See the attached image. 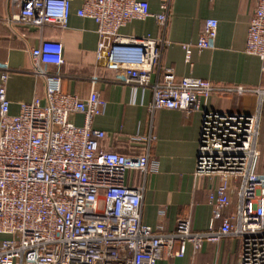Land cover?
I'll return each mask as SVG.
<instances>
[{"label": "built area", "instance_id": "obj_1", "mask_svg": "<svg viewBox=\"0 0 264 264\" xmlns=\"http://www.w3.org/2000/svg\"><path fill=\"white\" fill-rule=\"evenodd\" d=\"M72 1L6 0L9 13L0 23L64 30ZM169 7L170 0H160V13L152 14L143 0H82L76 15L95 23L96 58L124 74L121 85L151 88L152 110L189 115L217 93L246 92L194 77L176 81L171 69L161 67L162 40L119 32L148 17L165 29ZM217 26L215 19L205 20L194 45L198 52L214 48ZM123 48H133L136 56L124 55ZM183 48L189 62L191 45ZM244 51L264 66V0H255ZM62 53L61 42L43 38L30 49L29 73L43 81L44 95L21 103L17 115L8 112L9 70L0 66V235L8 237L0 241V264H156L183 257L187 245L196 254L204 243L228 235L240 239L239 264H264V173L255 165L258 115L201 109L194 177L217 180L208 197L212 221L206 232L191 231L190 219L181 218L174 233H156L140 222L141 190L126 184L128 171L147 173L148 156L100 147L105 133L93 121L105 103L95 90L86 99L62 92L64 76L47 69L63 65ZM255 92L264 105V90ZM75 114L82 115L81 126L73 123ZM233 192L236 211L224 214Z\"/></svg>", "mask_w": 264, "mask_h": 264}, {"label": "crops", "instance_id": "obj_2", "mask_svg": "<svg viewBox=\"0 0 264 264\" xmlns=\"http://www.w3.org/2000/svg\"><path fill=\"white\" fill-rule=\"evenodd\" d=\"M152 14L160 13V0H143ZM82 0H73L68 26L59 30L46 26L42 31L34 26L0 23V66H7L4 85L9 101V114L17 115L21 103L43 98L44 83L31 75L30 49L43 38L58 40L63 46L62 66H48L64 77V93L86 99L95 90L105 103L93 127L105 133L100 147L122 155H147L145 174L128 171L126 184L141 190L140 222L156 233H174L178 219L189 218L191 231L209 229L212 206L208 202L217 180L195 178L202 110L258 115L256 149L264 158V105L256 90H264V66L255 56L245 53L247 31L255 11V0H170L168 21L161 29L153 17L133 20L119 32L125 36L162 40L161 67L171 69L175 80L194 77L216 85L246 90L242 94L217 93L201 100V109L186 115L178 110H152L151 88L124 87V74L106 69L96 58L98 36L95 23L76 15ZM6 0H0V19L8 15ZM207 19L217 21L213 49L198 52L195 48ZM184 45H191L190 61H185ZM123 54L136 56L133 48H123ZM0 70V86L1 74ZM157 75L153 74L154 82ZM81 126L82 115L71 117ZM264 164L256 171L264 173ZM231 205L224 214L236 211L238 197L231 193ZM220 221L213 227L217 230ZM0 235V241L7 239ZM240 239L234 235L222 237L218 243H204L194 254L187 245L184 256L171 257L156 264H239Z\"/></svg>", "mask_w": 264, "mask_h": 264}, {"label": "rangeland", "instance_id": "obj_3", "mask_svg": "<svg viewBox=\"0 0 264 264\" xmlns=\"http://www.w3.org/2000/svg\"><path fill=\"white\" fill-rule=\"evenodd\" d=\"M258 164H264L263 156L261 158L256 159V161H255L256 168H257ZM263 167H264V165H263Z\"/></svg>", "mask_w": 264, "mask_h": 264}]
</instances>
